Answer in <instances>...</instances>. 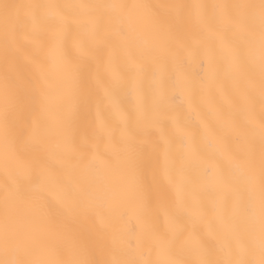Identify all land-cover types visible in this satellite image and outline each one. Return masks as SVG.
<instances>
[{
  "label": "snow or ice",
  "instance_id": "6c2138e0",
  "mask_svg": "<svg viewBox=\"0 0 264 264\" xmlns=\"http://www.w3.org/2000/svg\"><path fill=\"white\" fill-rule=\"evenodd\" d=\"M0 264H264V0H0Z\"/></svg>",
  "mask_w": 264,
  "mask_h": 264
}]
</instances>
